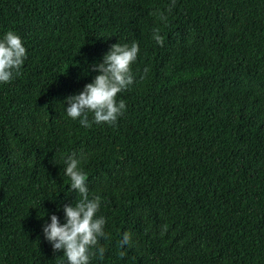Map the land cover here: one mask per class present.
Here are the masks:
<instances>
[{
	"label": "trees",
	"instance_id": "16d2710c",
	"mask_svg": "<svg viewBox=\"0 0 264 264\" xmlns=\"http://www.w3.org/2000/svg\"><path fill=\"white\" fill-rule=\"evenodd\" d=\"M9 29L27 58L0 84V264H61L41 227L76 198L72 153L106 218L91 264H264V0H0ZM116 42L139 46L126 110L84 128L62 101Z\"/></svg>",
	"mask_w": 264,
	"mask_h": 264
},
{
	"label": "clouds",
	"instance_id": "9594fccd",
	"mask_svg": "<svg viewBox=\"0 0 264 264\" xmlns=\"http://www.w3.org/2000/svg\"><path fill=\"white\" fill-rule=\"evenodd\" d=\"M153 39L157 44L162 42L158 29L153 30ZM138 51L136 42L111 44L102 59L91 65L96 72L92 80L62 101L66 116L84 128L115 124L126 110L124 100L117 99V95L134 83L131 65L136 61ZM26 58V47L17 32L9 29L0 33V84H7L20 75ZM80 164L81 157L77 153L64 159L63 172L69 180L66 195L75 190L76 198L72 203L63 204V222L53 212L41 227L53 252L62 251L61 264H91L94 255L103 259L105 248L100 245V240L108 238L106 218L97 214L100 197H89L86 173ZM57 208L59 210L60 206ZM45 214L44 211L41 217ZM129 242L130 234L125 230L120 237V246L123 248Z\"/></svg>",
	"mask_w": 264,
	"mask_h": 264
}]
</instances>
